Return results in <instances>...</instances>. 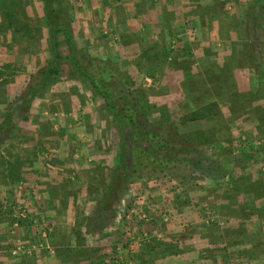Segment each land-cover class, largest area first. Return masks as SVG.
Wrapping results in <instances>:
<instances>
[{
	"label": "rangeland",
	"instance_id": "374dc122",
	"mask_svg": "<svg viewBox=\"0 0 264 264\" xmlns=\"http://www.w3.org/2000/svg\"><path fill=\"white\" fill-rule=\"evenodd\" d=\"M53 6L71 40L57 33L60 77L44 84L43 1L0 0V264H178L181 244L203 238L206 258L189 264H217L220 240L256 244L221 264H262V224L248 234L238 200L264 197V0ZM71 55L140 129L171 140L174 164L131 173L133 130L122 136ZM210 103L218 113L186 120Z\"/></svg>",
	"mask_w": 264,
	"mask_h": 264
},
{
	"label": "trees",
	"instance_id": "16d2710c",
	"mask_svg": "<svg viewBox=\"0 0 264 264\" xmlns=\"http://www.w3.org/2000/svg\"><path fill=\"white\" fill-rule=\"evenodd\" d=\"M42 1L44 4L45 21L48 29L49 45L53 55L55 56V57L53 56L52 60L47 61V65L45 68L46 75H45L44 84L47 83L49 84L51 82L58 80L61 73L58 67V63L56 62L57 54H55V42H56L57 33L62 30L63 33H65V37L69 45L71 38L69 36V32L67 31V29L61 27L59 23V19H58L59 14L53 6V2L55 0H42ZM70 58H71V62L74 64L76 74L86 79V81L90 84L93 91L103 98L106 107L109 111V115L113 119V122L115 123L117 129L120 132H122V136L124 134L123 132L125 126L126 127L128 126L131 128V130H133V132L131 131L132 132L131 138L129 140L130 146L128 145L129 152L127 153V157L130 160L129 162L131 163V173L135 174L136 176L138 175L140 176L141 170L144 167L163 169L171 164H174V162L176 161V153L169 150L171 140L167 138V136L162 132L152 133L151 131L148 130L143 131L142 129H140L137 123L136 110L132 109L131 106L129 107V105L126 104L128 103L126 101L119 102L118 101L119 96L120 98H123L121 95L112 96L111 94L107 93L105 90L100 88L99 84L97 83V80L88 72V70L82 67L76 61L75 57H73V55H71ZM259 71L260 73L258 75L261 76L260 78H263L264 64ZM105 73H107V71H105ZM51 75H53V77H51ZM33 95H34V90L30 91L26 101H30ZM216 112L217 113L219 112L218 107L216 109V104L210 103L207 105L200 106L199 108L186 113L184 116L186 120H195L215 114ZM13 116H14V112L9 111L8 114L6 115L5 122L11 123V118ZM141 140L147 141V145H143L141 144V142L139 143V141ZM120 141L121 142L119 146V156L120 158H125L126 157L125 147H122V144L125 145L128 144V142L126 141V139H123L122 137L120 138ZM111 178H112L111 183H113L115 179L112 176ZM108 187L109 190H112L114 184H110V186ZM108 192L105 197L110 196L109 194L111 193ZM260 193L263 194L264 191L261 190Z\"/></svg>",
	"mask_w": 264,
	"mask_h": 264
},
{
	"label": "crops",
	"instance_id": "0c3cea01",
	"mask_svg": "<svg viewBox=\"0 0 264 264\" xmlns=\"http://www.w3.org/2000/svg\"><path fill=\"white\" fill-rule=\"evenodd\" d=\"M242 195H243V197H241L242 199L238 200L239 201L238 203H240L238 207L241 208L239 209L240 210L239 216L240 219L241 217H244L243 219L245 220V222H247L245 224L247 228V233L253 234L256 231L257 225H260V223L262 224V229L264 230V197L255 199L253 195L247 193L246 194L243 193ZM227 197L232 198L231 195ZM225 201L226 200L224 199L223 202H221L222 204L221 210H224V208L226 207ZM227 217H229L230 220L235 219L237 221L239 219V217L236 215L227 216ZM220 235L224 236L221 233L217 234V236ZM232 242L234 243V241L220 240L219 243H217V264L219 262H220L219 264H221L226 257L233 255L234 251L243 250L245 248L246 254L250 255L256 250L255 249L256 244L251 242L250 240H246L244 242L245 244L241 245V248H239L238 245H234ZM207 244L208 241L205 238L198 239L196 245L194 243L191 244L188 241H185V243L181 244V248H182L181 250L183 256H181V260L180 262L178 261V264H189L190 263L189 258H191L190 255H192V253L193 255L196 254L194 255L195 256L194 258L197 259L200 257L206 258V254L204 253V248L205 246H207ZM261 246L263 251L261 252L259 257H257V259H260L261 263L264 264V243ZM194 263L198 264L197 262ZM201 264H203V262H201Z\"/></svg>",
	"mask_w": 264,
	"mask_h": 264
},
{
	"label": "built area",
	"instance_id": "2783aa9c",
	"mask_svg": "<svg viewBox=\"0 0 264 264\" xmlns=\"http://www.w3.org/2000/svg\"><path fill=\"white\" fill-rule=\"evenodd\" d=\"M15 252V251H14Z\"/></svg>",
	"mask_w": 264,
	"mask_h": 264
}]
</instances>
